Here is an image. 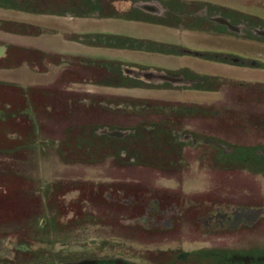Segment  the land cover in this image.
<instances>
[{
	"label": "rangeland",
	"instance_id": "374dc122",
	"mask_svg": "<svg viewBox=\"0 0 264 264\" xmlns=\"http://www.w3.org/2000/svg\"><path fill=\"white\" fill-rule=\"evenodd\" d=\"M206 1L264 21V0ZM253 23L209 45L257 67L264 32ZM204 69L221 76L204 92L217 91L185 86L178 102L162 91L188 82L146 72L102 80L90 65L0 63V264L264 253V68Z\"/></svg>",
	"mask_w": 264,
	"mask_h": 264
},
{
	"label": "crops",
	"instance_id": "0c3cea01",
	"mask_svg": "<svg viewBox=\"0 0 264 264\" xmlns=\"http://www.w3.org/2000/svg\"><path fill=\"white\" fill-rule=\"evenodd\" d=\"M235 16L206 0H0V34L10 37L0 40V63L12 59L33 65L50 59L58 65H90L102 80L146 72L164 81L188 82L174 83L176 92L162 91L181 102L185 86L194 97L217 91L204 92L209 80L221 78L205 71L209 63L241 71L264 68L262 54L259 62L251 59L257 67L250 68L245 66L248 56L209 45L240 34L243 21L254 22L248 24L253 33L264 32V21L256 16Z\"/></svg>",
	"mask_w": 264,
	"mask_h": 264
},
{
	"label": "flooded vegetation",
	"instance_id": "af4514ba",
	"mask_svg": "<svg viewBox=\"0 0 264 264\" xmlns=\"http://www.w3.org/2000/svg\"><path fill=\"white\" fill-rule=\"evenodd\" d=\"M223 261L227 262V259L220 258V263L223 264ZM264 264V253L259 252L256 254H253L251 257L248 256H242V255H235L233 260L231 261V264Z\"/></svg>",
	"mask_w": 264,
	"mask_h": 264
}]
</instances>
